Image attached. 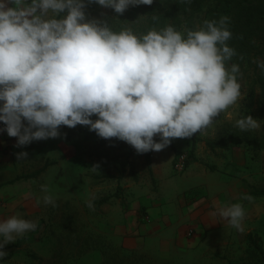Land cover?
Segmentation results:
<instances>
[{"label": "clouds", "instance_id": "clouds-1", "mask_svg": "<svg viewBox=\"0 0 264 264\" xmlns=\"http://www.w3.org/2000/svg\"><path fill=\"white\" fill-rule=\"evenodd\" d=\"M88 3L122 14L154 0H0V132L17 137V147L80 124L138 153L160 151L204 132L241 98L240 66L229 64L236 53L226 43L227 16L183 32L167 25L138 35L88 19ZM256 63L264 72V59ZM235 126L249 131L261 124L249 114ZM16 155L23 160L28 153ZM41 189L44 203L54 205L47 185ZM87 206L93 208L91 199ZM218 214L244 230L241 203L220 206ZM36 227L15 215L0 220V264L5 245Z\"/></svg>", "mask_w": 264, "mask_h": 264}, {"label": "rangeland", "instance_id": "rangeland-1", "mask_svg": "<svg viewBox=\"0 0 264 264\" xmlns=\"http://www.w3.org/2000/svg\"><path fill=\"white\" fill-rule=\"evenodd\" d=\"M252 10L258 16L257 27L251 31L246 30L245 23ZM85 11L88 19L106 20L116 31L130 27L138 35L167 25L183 32L203 26L205 20L229 18L227 26L232 36L226 43L236 53L229 64L240 66L242 96L204 132L172 140V168L181 180L187 160L199 151L209 150L219 159L234 146L247 152L249 196L253 197L247 200L248 226L243 231L236 229L225 247L216 243L208 248L203 244L192 264H264V195L258 194L264 190V72L256 63L264 59V0H154L152 5L129 6L122 14L88 3ZM249 114L260 120L261 127L241 131L235 120ZM59 130L60 136L34 140L17 151H26L27 158L35 160V170L43 168L39 175H46L43 181L37 178L39 189L52 176L68 172L71 190L56 185L54 205L41 201L39 224L5 245L3 264H184L183 258L162 259L153 254L145 247L148 239L138 228L134 232L136 224L129 218V211L139 205L141 211L145 196L159 187V179L151 170L154 150L138 153L127 142L102 138L87 125H62ZM12 148L0 144V151ZM182 156L186 164L179 171L176 163ZM92 166H98V171H91ZM171 182L176 183L174 179ZM179 183L187 188L186 180ZM89 199L93 208L87 206ZM142 222L140 219L137 224Z\"/></svg>", "mask_w": 264, "mask_h": 264}, {"label": "crops", "instance_id": "crops-1", "mask_svg": "<svg viewBox=\"0 0 264 264\" xmlns=\"http://www.w3.org/2000/svg\"><path fill=\"white\" fill-rule=\"evenodd\" d=\"M16 141V137L0 132V144L13 146L10 152L0 151V220L15 215L39 224L45 193L37 187V178L43 181L46 174L39 175L43 168L35 170L32 158L18 159ZM173 154L171 143L169 147L154 151L151 170L159 179V187L157 192L150 191L145 196L141 211L138 210L140 205L129 211V218L137 226L133 227L134 232L138 228L148 239L145 247L153 254L162 259L183 258L184 264H192L203 244H207L206 247L216 243L226 246L235 236L236 228L219 216L220 206L241 203L245 210L242 226H248L249 209L243 197L251 192L250 159L241 146L229 148L224 159L217 158L209 150L199 151L187 160V169L179 180L172 168ZM203 160L205 163L200 162ZM59 174L43 183L54 201L56 185L71 190L69 173ZM173 179L175 184L171 182ZM183 180L188 182L187 188L179 183ZM140 219L143 222L138 225Z\"/></svg>", "mask_w": 264, "mask_h": 264}, {"label": "trees", "instance_id": "trees-1", "mask_svg": "<svg viewBox=\"0 0 264 264\" xmlns=\"http://www.w3.org/2000/svg\"><path fill=\"white\" fill-rule=\"evenodd\" d=\"M220 2L222 0H219ZM201 2L199 3V7H201ZM259 9H263L262 7H259ZM242 13H240L239 15H241ZM258 16V12H255L252 10V12H248V14L246 15V23H245V27L246 30L251 29V31L257 27V25H255V17ZM153 23V22H151ZM252 24V25H251ZM150 29V28H149ZM149 164H150V158H148ZM258 194H263L264 195V190L261 192H258ZM244 264H256V263H244Z\"/></svg>", "mask_w": 264, "mask_h": 264}, {"label": "built area", "instance_id": "built-area-1", "mask_svg": "<svg viewBox=\"0 0 264 264\" xmlns=\"http://www.w3.org/2000/svg\"><path fill=\"white\" fill-rule=\"evenodd\" d=\"M1 127H3V123H1ZM185 164H186V158L185 156H182L179 158L178 162L176 163V168L179 171H182L185 167Z\"/></svg>", "mask_w": 264, "mask_h": 264}]
</instances>
